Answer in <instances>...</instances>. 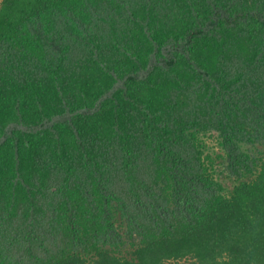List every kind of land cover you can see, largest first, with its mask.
Masks as SVG:
<instances>
[{"label":"trees","instance_id":"1","mask_svg":"<svg viewBox=\"0 0 264 264\" xmlns=\"http://www.w3.org/2000/svg\"><path fill=\"white\" fill-rule=\"evenodd\" d=\"M168 261L264 264V0H1L0 264Z\"/></svg>","mask_w":264,"mask_h":264},{"label":"rangeland","instance_id":"2","mask_svg":"<svg viewBox=\"0 0 264 264\" xmlns=\"http://www.w3.org/2000/svg\"><path fill=\"white\" fill-rule=\"evenodd\" d=\"M0 2H1V0H0ZM216 142L217 141H215L214 140V138L213 137H209L208 139H206V143L210 146V148H214V150L216 151V152H218V148L216 147ZM215 146V147H214ZM225 183H230L229 185L231 186V183L232 182H230V181H225ZM124 254H125V252H124ZM177 262H172V261H168V262H166V264H176Z\"/></svg>","mask_w":264,"mask_h":264},{"label":"bare ground","instance_id":"3","mask_svg":"<svg viewBox=\"0 0 264 264\" xmlns=\"http://www.w3.org/2000/svg\"><path fill=\"white\" fill-rule=\"evenodd\" d=\"M22 38V37H21ZM20 39V38H19ZM255 98V97H254ZM257 99V98H256ZM257 102V101H256ZM258 104H259V102H258Z\"/></svg>","mask_w":264,"mask_h":264}]
</instances>
